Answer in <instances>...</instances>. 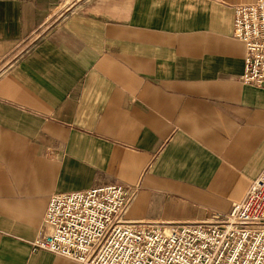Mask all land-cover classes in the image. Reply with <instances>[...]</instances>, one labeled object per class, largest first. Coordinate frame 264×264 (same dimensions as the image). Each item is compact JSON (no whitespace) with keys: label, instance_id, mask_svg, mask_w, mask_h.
<instances>
[{"label":"crops","instance_id":"crops-1","mask_svg":"<svg viewBox=\"0 0 264 264\" xmlns=\"http://www.w3.org/2000/svg\"><path fill=\"white\" fill-rule=\"evenodd\" d=\"M255 0H0V264L53 194L138 185L129 222L228 215L264 168V90L233 8Z\"/></svg>","mask_w":264,"mask_h":264},{"label":"built area","instance_id":"built-area-1","mask_svg":"<svg viewBox=\"0 0 264 264\" xmlns=\"http://www.w3.org/2000/svg\"><path fill=\"white\" fill-rule=\"evenodd\" d=\"M233 37L245 48L244 84L264 90V0L233 8ZM138 185L53 194L31 244L75 264H264V168L224 217L198 222H129Z\"/></svg>","mask_w":264,"mask_h":264}]
</instances>
